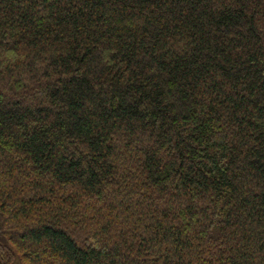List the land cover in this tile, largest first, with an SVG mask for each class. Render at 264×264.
I'll use <instances>...</instances> for the list:
<instances>
[{
	"label": "trees",
	"instance_id": "obj_1",
	"mask_svg": "<svg viewBox=\"0 0 264 264\" xmlns=\"http://www.w3.org/2000/svg\"><path fill=\"white\" fill-rule=\"evenodd\" d=\"M0 264H264V0H0Z\"/></svg>",
	"mask_w": 264,
	"mask_h": 264
}]
</instances>
